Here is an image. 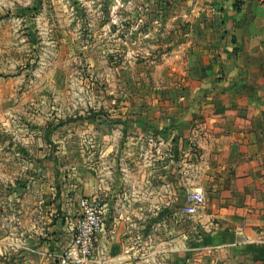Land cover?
<instances>
[{
    "label": "rangeland",
    "instance_id": "obj_1",
    "mask_svg": "<svg viewBox=\"0 0 264 264\" xmlns=\"http://www.w3.org/2000/svg\"><path fill=\"white\" fill-rule=\"evenodd\" d=\"M184 12L171 0H0V210L40 192L36 185L56 198L74 194L87 169L110 186L130 176L116 190L134 188L135 199L151 172L150 205L172 209L165 236L175 217L185 235L193 219L209 216L217 184L184 108L189 24L175 19ZM162 161H176L160 169L165 181L154 173ZM195 192L204 201L190 213ZM89 198L106 205L100 237L109 205Z\"/></svg>",
    "mask_w": 264,
    "mask_h": 264
},
{
    "label": "crops",
    "instance_id": "obj_2",
    "mask_svg": "<svg viewBox=\"0 0 264 264\" xmlns=\"http://www.w3.org/2000/svg\"><path fill=\"white\" fill-rule=\"evenodd\" d=\"M171 1L185 11L175 19L189 24L182 48L190 52L192 87L184 108L189 107L192 145L217 184L214 209L201 224L193 219L185 235L175 217L165 236L161 230L172 209L150 205V189L145 195L144 188L151 172L142 175L143 193L135 199L134 188L116 190V181L130 176L110 186L80 170L74 194L56 198L36 185L40 192L30 189L14 209L0 210V264H61L73 248L80 199L93 196L108 203L109 217L97 243L98 262L82 264H264V4ZM171 163L176 161L158 165L157 180H167L160 169ZM150 216H157L153 223Z\"/></svg>",
    "mask_w": 264,
    "mask_h": 264
},
{
    "label": "built area",
    "instance_id": "obj_3",
    "mask_svg": "<svg viewBox=\"0 0 264 264\" xmlns=\"http://www.w3.org/2000/svg\"><path fill=\"white\" fill-rule=\"evenodd\" d=\"M260 2L264 4V0ZM191 201L187 211L193 213L203 203L204 196L201 192H195L191 195ZM105 214L106 205L97 198L84 197L80 200V215L72 225L73 248L61 256V264H82L94 257Z\"/></svg>",
    "mask_w": 264,
    "mask_h": 264
}]
</instances>
